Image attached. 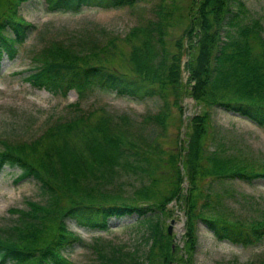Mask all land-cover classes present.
I'll return each mask as SVG.
<instances>
[{
    "label": "trees",
    "instance_id": "1",
    "mask_svg": "<svg viewBox=\"0 0 264 264\" xmlns=\"http://www.w3.org/2000/svg\"><path fill=\"white\" fill-rule=\"evenodd\" d=\"M26 1L0 0V60L4 54L13 58L33 28L18 13ZM148 1L43 0L47 11L59 13ZM151 1V16L124 37L105 44L52 40L32 51L24 79L56 96L74 90L77 100L68 104L65 118L58 117L32 140L0 142V173L6 166L19 168L16 181L33 177L42 196L40 201L25 200L24 209H8L16 217L6 230L0 229V264H72L64 250L80 239L69 221L105 230L112 217L135 216L144 225L147 249L141 258L113 246L92 264H194L199 222L217 240L237 245L264 238V217L249 224L225 218L209 185L203 186L208 176L264 180V164L255 167L217 139L212 115L213 109H220L264 127V25L251 17L244 0ZM175 26L180 33L172 38ZM118 55L128 71L109 65ZM183 71L186 82L181 80ZM97 90L159 99L160 110L142 119L157 127L166 126L170 106L182 112L183 96L192 98L201 111L189 117L185 139L166 154L154 132L143 135L129 129L127 115H112L104 107L82 108L80 101ZM120 178L140 183L126 192ZM173 202L185 218L180 254L165 223Z\"/></svg>",
    "mask_w": 264,
    "mask_h": 264
},
{
    "label": "rangeland",
    "instance_id": "2",
    "mask_svg": "<svg viewBox=\"0 0 264 264\" xmlns=\"http://www.w3.org/2000/svg\"><path fill=\"white\" fill-rule=\"evenodd\" d=\"M251 17L258 18L264 25V0H244ZM154 1L139 3L134 7L100 9L85 7L78 13H59L46 10L43 0H27L20 4L18 13L33 24L25 40L17 46L13 58L6 54L0 60V142L11 143L30 141L58 117H66L68 104L77 100L74 90L63 96H56L44 88L32 86L24 77L32 66V51L38 50L52 40L78 43L81 40L105 44L113 37H124L134 25L143 22L152 14ZM180 33V28H172V38ZM264 37V32L262 33ZM170 37V38H171ZM119 43V41L117 40ZM126 54V52H120ZM187 60L182 57V63ZM109 65L120 71H128L123 56H116ZM183 65V64H182ZM183 67V66H182ZM188 74L183 71L181 80L186 82ZM81 107L92 109L104 107L112 115L125 114L129 117V129L135 134L154 132L159 149L168 154L174 151L178 140H184L190 116L201 111L189 97L181 99L182 112L170 106L169 117L164 128L143 123V116L157 113L163 102L157 98L137 100L117 96L115 93L94 91L85 96ZM213 123L217 139L226 143L228 150L245 156L255 167L264 164V127L257 126L238 114L213 109ZM182 119V120H181ZM217 140H215L216 143ZM3 149L0 143V150ZM165 154V155H166ZM248 160V161H249ZM167 167V174H170ZM19 168L6 166L0 173V229L6 230L16 217L10 214L11 207L24 209L25 200L40 201L42 196L39 183L33 177L16 181ZM120 178L123 189L130 190L138 185L135 179ZM118 182V183H119ZM187 184V183H186ZM209 185L211 198L219 209V214L230 220L252 223L264 217V180L261 178L244 181L237 178L215 180L212 176L203 179V186ZM168 207L173 213L165 218L166 226L171 224V236L183 252V234L180 225L184 223L183 211L175 202ZM69 226L79 236V241L64 250L72 264H92L99 260V253L108 255L113 246L142 257L147 244L142 240L144 225L135 216L112 217L105 230L88 229L69 221ZM178 235H181L179 238ZM198 241L193 255L194 264H260L264 259V238L253 245L243 246L227 240H217L202 222L197 226ZM9 264V263H4Z\"/></svg>",
    "mask_w": 264,
    "mask_h": 264
},
{
    "label": "water",
    "instance_id": "3",
    "mask_svg": "<svg viewBox=\"0 0 264 264\" xmlns=\"http://www.w3.org/2000/svg\"><path fill=\"white\" fill-rule=\"evenodd\" d=\"M175 223V220H171V224ZM183 225V223L181 224V226ZM181 231H184L183 228H181ZM168 232L171 233V225L168 226Z\"/></svg>",
    "mask_w": 264,
    "mask_h": 264
}]
</instances>
